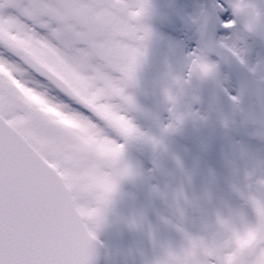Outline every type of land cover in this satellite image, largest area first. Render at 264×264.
Segmentation results:
<instances>
[{"label": "rangeland", "instance_id": "rangeland-1", "mask_svg": "<svg viewBox=\"0 0 264 264\" xmlns=\"http://www.w3.org/2000/svg\"><path fill=\"white\" fill-rule=\"evenodd\" d=\"M35 1L36 0H27L24 6L27 10L24 14L26 18L32 17V3ZM38 4L39 0H37L36 7ZM84 4H87V0L84 1ZM1 10L2 5L0 0V18L2 17ZM10 12L17 13L16 10ZM1 33L3 39L7 41L8 44L0 41V106L6 113L7 118L15 124H19L26 129L30 123H34L35 126H37L38 129L36 130L38 133L40 130L39 138L38 140L36 138L33 140L42 149L40 151H43L42 153H44L45 157L48 156L53 160L59 170L64 173L74 190L80 209L89 217L91 225L95 228L103 227L109 230L115 223V220L106 218L104 209L98 206L96 201L105 199L113 209H116V198L120 205L124 207L126 202L122 197L114 196V199L111 197V194L117 193L122 196L126 195L129 203L139 206L138 202H142L143 200L141 197L136 199L138 193L131 185L138 184L140 181L143 183L146 182L150 172L148 170V164L145 163L148 160L152 161L153 153H157V157L161 159L162 156L165 157L161 154L169 153V151H179L178 149L177 151L170 150L169 146L167 147L164 142L165 136L161 126L163 124L168 126V122L166 119L164 120V118L163 122L158 120L161 113L147 115V117L152 120L149 121L153 122L154 131H152L151 127L145 126L146 124L140 120L138 114L130 111H116L115 106L112 105L113 101L110 100L108 96H104L103 94L100 95L97 90L95 93H92L93 87H97L98 85L97 82H91L88 85L81 84L84 90L90 92L88 96L91 98L94 97L99 108H103L104 110L107 109L104 113L111 117L112 123L110 125L102 123L76 106L75 103L66 100L60 94L56 93L48 84L42 81L38 83V80L30 76H25L26 70L21 65L22 63L19 61L18 56L22 54L24 48L31 49L32 47L23 42V37L18 31V27L16 31L13 32L15 39H11V41L4 35H7L6 31H1ZM58 34L61 36L63 35V33L60 32H58ZM27 41L28 37H26V42ZM96 50L97 49L91 46L84 48V52L88 56L94 55V51ZM142 50L145 51V49ZM216 71L219 76V81L223 85L228 86L232 92H236L234 82L230 80L229 76L225 75L226 71H221L218 67ZM121 78L123 80V76H121ZM4 81H7V83L10 81L16 82L21 85L24 95L26 97H32L36 105L46 107L45 114L52 117L54 122L49 117L39 118L40 110L37 106L36 109L9 107L6 104L7 96ZM163 85L164 83L161 84L160 88H162ZM121 86L123 87L124 85L121 84ZM161 90L162 89L155 91L159 96L153 99V102H161ZM178 91V88H175V92L172 91L170 86L169 96H176L177 101L169 103V108L172 107V105H178ZM12 95L13 94H10L9 97H12ZM164 96L167 97V95ZM184 98L186 103L193 102V95L190 91H186ZM197 98L201 105L200 115L202 121L198 130L200 134L203 135L202 141L209 140L212 141L211 143L215 142V145L218 147L217 152H219L217 155H214L210 152L205 142L202 146L200 145L199 152L202 156V173L212 171L226 173V171H223L224 169L239 167L243 163L241 160L243 158L242 156L247 153V150L251 149L256 157L258 166L257 171H261L259 173L261 174L262 170H264V147L250 140L248 134L253 130L247 127L244 118L232 111L230 119L225 117L222 119V114L224 116V114L228 112L226 107L219 109L221 114H214V108L207 105L203 91ZM164 100L165 98L163 101ZM147 107L148 105L144 106L142 110H145ZM157 120L158 123H155ZM170 121L175 120L170 119ZM148 125L151 126V124ZM183 143L184 146L188 148L186 151H189V148L194 145L188 140H184ZM170 147L175 148L176 146L175 144H170ZM147 151L151 152H148V154ZM101 152L107 153L117 160L119 163L118 169L109 170L100 167L96 162V154ZM140 152L144 153L145 163L142 162L143 158ZM222 152L231 155L233 161L224 160L223 156L228 155H223ZM249 154L252 155L251 152H249ZM186 158L188 159L185 154V159ZM65 160L69 161L68 165H65ZM257 166L255 165V170ZM120 168L126 169V174H121L122 172L119 171ZM169 172L173 173L172 171ZM225 178L226 174L224 179ZM179 183L178 181L170 180L168 182V188L174 191V194H181L179 191ZM216 184L217 183H214V186L218 187ZM215 193H218L217 188L215 189ZM181 197L186 199L182 194ZM202 206L205 207L203 204ZM202 243L208 246V240L202 239ZM113 258V255L109 257L106 264H115ZM206 259V257L203 259L200 256L199 263L221 264L220 261L209 262Z\"/></svg>", "mask_w": 264, "mask_h": 264}, {"label": "flooded vegetation", "instance_id": "flooded-vegetation-1", "mask_svg": "<svg viewBox=\"0 0 264 264\" xmlns=\"http://www.w3.org/2000/svg\"><path fill=\"white\" fill-rule=\"evenodd\" d=\"M245 6H251L256 12H263L264 0H93L88 8L108 9V12L115 15L113 23L104 28L112 36L109 40L112 45L127 49L134 47L135 42L137 47L142 48H152L153 43H159L158 46L163 47V55L156 56V62L149 58L146 65L152 74H155L154 64L160 63V70L165 78L173 77L179 81L189 78L195 83L200 80L202 32L209 17L216 15L219 18V37L225 20L233 18L236 8ZM91 12L87 13L89 17ZM249 37L251 36H247V42L237 38L235 42H225L235 48L234 51L246 64H256V59L264 58L262 44L254 37L249 40ZM205 58L209 60L206 55ZM136 60L148 62V57L139 56ZM198 69L200 73L197 72ZM159 176L161 182L148 187L146 192V202L150 205L145 207L148 212L146 220H142L143 216H132L128 221L126 216L118 213L115 215L118 223L115 226L117 247L114 250L118 255L135 250L125 247L127 243L123 241L126 234L131 233V239L127 242L142 253V256L130 258L135 264H184L183 258L171 254L182 248L179 240L185 236L193 240H200L201 237L212 239V248L220 243L222 248L218 251H228L242 232L241 229L254 219L251 211L243 205V200H235L228 207L225 206L231 213V221L223 216L224 209L218 211L216 217L210 215L203 220L202 211L195 209L201 200L200 167L183 169L178 174L165 175L161 171ZM239 176H243L251 185L255 182L253 175L249 173H238V180ZM165 180L180 182L179 186L186 200H171L172 193ZM171 243L173 251L170 253ZM258 252L251 260L258 261L261 255ZM128 263V258L119 257L116 264Z\"/></svg>", "mask_w": 264, "mask_h": 264}, {"label": "water", "instance_id": "water-1", "mask_svg": "<svg viewBox=\"0 0 264 264\" xmlns=\"http://www.w3.org/2000/svg\"><path fill=\"white\" fill-rule=\"evenodd\" d=\"M245 112L264 119V98ZM257 209L264 229V207ZM85 231L62 176L0 117V264H79L73 257L88 250L91 263L100 249Z\"/></svg>", "mask_w": 264, "mask_h": 264}]
</instances>
